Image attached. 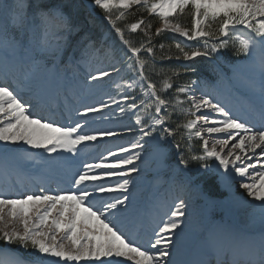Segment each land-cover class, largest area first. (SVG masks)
Listing matches in <instances>:
<instances>
[{
    "label": "snow or ice",
    "instance_id": "6c2138e0",
    "mask_svg": "<svg viewBox=\"0 0 264 264\" xmlns=\"http://www.w3.org/2000/svg\"><path fill=\"white\" fill-rule=\"evenodd\" d=\"M89 6L102 11L118 37L119 56L114 42L105 46L104 40L97 42L85 30L81 0H0L2 151L6 155L9 145L25 146L15 159L33 169L31 177L40 168L73 169L72 190L50 194L41 185L39 194L13 197L11 177L0 189V264H176L173 250L188 219L184 199L173 201L146 239L132 230L139 221L130 211L131 176L139 173L136 162L153 139L161 144L171 139L179 153L178 166L185 169L193 161L208 172L209 161L215 162L216 174L227 186L239 178L247 197L260 202L258 249L249 234L204 229L202 264H245L237 260L238 251L246 264H253L251 257L257 252L259 264H264V0H89ZM134 10L155 17L159 27L153 31L143 16L121 26ZM183 18H190V24ZM138 31L143 34L138 44L125 35ZM166 34L173 43L157 47L155 41ZM76 36L79 39L73 42ZM230 47L242 58L244 70L233 64L232 76L219 74V79L246 89L243 116L234 115L213 96L207 81L177 86L173 77L180 71L159 84L150 78L158 60L181 62L183 73H195L199 62L216 70L220 54ZM105 61L95 74L86 73L83 84L90 89L107 78L114 92L105 93L107 101L84 105L82 110L74 107L81 69ZM53 79L64 84L54 93ZM171 89L174 94L168 98ZM45 108L53 117L60 109L73 115L61 123L41 115ZM174 114L183 122L172 127ZM89 117L128 118L131 123L117 132L96 126L97 119ZM124 134L133 137L128 146L111 143ZM177 135L186 140L187 156L179 151ZM194 138L201 141L199 154L192 145ZM29 149L42 150L45 156L36 158ZM16 177V183L29 179L19 172ZM112 193L119 195L100 199Z\"/></svg>",
    "mask_w": 264,
    "mask_h": 264
},
{
    "label": "trees",
    "instance_id": "16d2710c",
    "mask_svg": "<svg viewBox=\"0 0 264 264\" xmlns=\"http://www.w3.org/2000/svg\"><path fill=\"white\" fill-rule=\"evenodd\" d=\"M81 5H82L81 19H83V15H84L86 17L85 20L88 21V18H89V22L92 23L93 25H95L97 22L86 12V8L82 4V2H81ZM97 11L99 12V10H97ZM141 16H143L146 21H150L152 23V25H153L152 30L153 31H155L156 27H159V21L155 17L149 16L147 13H141L137 10L130 12L129 15L126 17V19L123 22H121V26H124L125 24L133 23L137 19H139ZM182 22H184L186 24H190V18H183ZM85 29H87V27ZM125 35H126V37L133 39L137 44L139 43V41L141 39H143V34L139 31L137 33H131V34L126 32ZM155 43L157 44V47H158L159 43H165V45H167V44L173 43V40L170 38L169 35L166 34L164 37L158 38L155 41ZM173 51H174V49H173ZM160 55H161V53L158 51L157 57H159ZM222 55L227 56L225 54V50L222 51V53L220 54V57H222ZM173 61H165V62L161 63L158 60L157 63L155 64V66L149 72L150 78L151 79H153V77L164 78L165 76H171L173 71H180L181 75L179 77H173V83H181V81L184 78L183 70L181 68H179ZM194 66H195L196 70L203 71L202 62L196 63ZM193 76L195 77L196 74H194Z\"/></svg>",
    "mask_w": 264,
    "mask_h": 264
},
{
    "label": "rangeland",
    "instance_id": "374dc122",
    "mask_svg": "<svg viewBox=\"0 0 264 264\" xmlns=\"http://www.w3.org/2000/svg\"><path fill=\"white\" fill-rule=\"evenodd\" d=\"M86 5H87L88 11L89 12H92L93 9H94V7H90L89 6V3H87ZM93 15H95L97 17V14H95L94 12H93ZM103 23H105V25H107L106 27H108V30H111L110 29V26L107 24V22L104 19H103ZM102 39L106 43H108V44H112L114 42V45L113 46H115L117 44V42L115 40H112L111 39V35L103 34ZM105 79H107V78H105ZM102 83L104 84V87L103 88L104 89H107L108 88V85L106 83H104L103 81H102ZM237 86L240 89L244 88V87H242V86H240L238 84H237ZM127 123L130 124L131 122H127ZM13 146L14 145H9L8 147L11 148ZM4 147H5V145L3 144V142H0V150H3ZM11 153H14V151L11 152ZM16 153H15V155H16ZM152 153H153V151H152ZM43 154L45 155V153H43ZM149 154H151V153L150 152H148V153L146 152V155H149ZM210 164L212 165V169L210 171L205 172V171L199 169V170H197V175H199V176L205 175L206 177L215 178V180L218 181V183L220 184V188L223 189L224 192L226 193V199H228L226 201L228 202V204L230 206H232L236 210V213H238L237 220L238 219H239V221L243 220V217L245 215V209H244L245 206L248 203H253L254 206H255L254 208H255V210L257 212L256 215H254V217L256 218V222L260 226L261 225L260 222L262 221V215H261V208H260V206H257L256 205L257 202L256 201H253L252 199H250V197H247V194L245 193V191L243 189H241L240 187L238 188L235 184H232L231 187H229V186L228 187H225L223 184L221 185L222 179L219 178L217 176V174H216L217 164L215 162H213V161H211ZM220 171H222V170H220ZM257 204H259V203H257ZM208 208H210L209 202H208Z\"/></svg>",
    "mask_w": 264,
    "mask_h": 264
},
{
    "label": "bare ground",
    "instance_id": "6f19581e",
    "mask_svg": "<svg viewBox=\"0 0 264 264\" xmlns=\"http://www.w3.org/2000/svg\"><path fill=\"white\" fill-rule=\"evenodd\" d=\"M238 188H239V185H238ZM242 191V190H241ZM251 199V198H250ZM257 202V201H256ZM258 203V202H257ZM261 219V218H260ZM261 223V222H260Z\"/></svg>",
    "mask_w": 264,
    "mask_h": 264
}]
</instances>
